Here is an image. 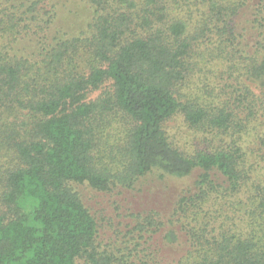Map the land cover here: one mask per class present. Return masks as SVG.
<instances>
[{"label": "trees", "instance_id": "trees-1", "mask_svg": "<svg viewBox=\"0 0 264 264\" xmlns=\"http://www.w3.org/2000/svg\"><path fill=\"white\" fill-rule=\"evenodd\" d=\"M40 2L0 18L15 33L0 49V111L18 104L30 115L3 180L0 264H161L148 243L167 223L139 220L114 253L78 188L133 189L154 172L196 171L164 237L176 246L185 235L176 264H264V138L257 151L247 139L264 107L253 87L264 90V0H87L93 34L65 40L47 37L55 6L30 14ZM220 66L244 70L252 86L209 105L190 85ZM177 116L217 146L184 152L166 128Z\"/></svg>", "mask_w": 264, "mask_h": 264}, {"label": "rangeland", "instance_id": "rangeland-1", "mask_svg": "<svg viewBox=\"0 0 264 264\" xmlns=\"http://www.w3.org/2000/svg\"><path fill=\"white\" fill-rule=\"evenodd\" d=\"M30 1H41L37 7L38 12L30 13L32 16L35 14L37 17L40 14L43 15L45 10L52 9L55 6L56 18L47 34L49 40H53L55 36H57V39L63 40L88 38L93 34L91 26L95 16L94 8L87 0ZM258 1L261 2L262 0H256V2ZM20 2H26V0H0V18L4 17V23L7 20L6 16H9L5 10L11 11L9 9L10 5L18 7ZM17 11L13 10L14 14H17ZM0 23L3 22L0 20ZM242 24L244 25V23ZM6 27L7 24H4L3 28L5 29L0 26V49L8 44V40H11L15 34ZM246 43H249L248 39L244 45ZM247 50L251 55L256 52L253 45ZM262 52L264 53V50ZM226 70L227 68L220 66L218 69L215 68L214 72L207 70L197 72L199 74L195 75L193 83L190 85L192 94L205 99V102L209 105L222 106L228 99L226 93L240 89L243 86H252L244 70L223 73ZM111 85V83H107L103 89L92 92L89 95V100L95 101L103 92L111 90ZM253 87L264 104V90L255 89L257 85ZM257 112L258 120L252 121L253 124L250 125V133L247 137L250 141L248 147L253 151L260 149L261 139L259 138H264V107L261 111L259 108ZM29 121L28 111H23L18 104L15 107L9 106L0 111V216L7 214L6 205L2 200L3 180L6 178L7 172L18 162L14 156V145L22 140L26 129H29L25 125V123L29 124ZM166 128L176 144L188 154H193L201 149L209 150L212 145L217 146L215 139L210 137L206 141L203 138V132L191 128L182 116L174 118L166 124ZM261 166L264 172V162H261ZM199 173V171H196L185 180H172L154 172L141 178L133 189L117 188L111 192H98L88 186H80L78 189L84 203L97 220L100 231L99 242L103 247L116 253L118 247L121 248L122 244L128 242L124 240L125 237L131 238L134 236L133 233H139L135 231L139 220L145 223V219L154 218L164 224L167 223V225L152 237L148 245H153L156 248L161 264H176L186 254L185 235L180 234V243L176 246H170L165 244V233L171 229L169 220H171L170 216L178 197L183 191L193 186ZM261 181L264 182V180Z\"/></svg>", "mask_w": 264, "mask_h": 264}]
</instances>
